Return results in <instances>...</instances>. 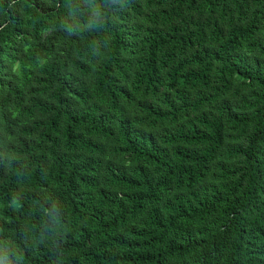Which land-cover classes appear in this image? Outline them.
I'll return each instance as SVG.
<instances>
[{"label":"trees","instance_id":"16d2710c","mask_svg":"<svg viewBox=\"0 0 264 264\" xmlns=\"http://www.w3.org/2000/svg\"><path fill=\"white\" fill-rule=\"evenodd\" d=\"M0 264H264V0H0Z\"/></svg>","mask_w":264,"mask_h":264}]
</instances>
